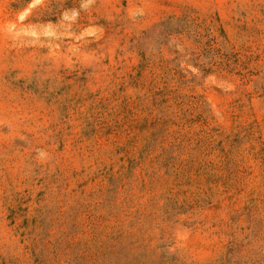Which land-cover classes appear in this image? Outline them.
I'll use <instances>...</instances> for the list:
<instances>
[{
  "label": "rangeland",
  "instance_id": "obj_1",
  "mask_svg": "<svg viewBox=\"0 0 264 264\" xmlns=\"http://www.w3.org/2000/svg\"><path fill=\"white\" fill-rule=\"evenodd\" d=\"M0 264H264V0H0Z\"/></svg>",
  "mask_w": 264,
  "mask_h": 264
}]
</instances>
